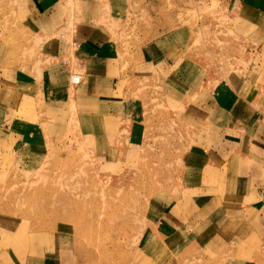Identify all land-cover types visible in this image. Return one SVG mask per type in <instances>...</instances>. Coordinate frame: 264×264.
Returning <instances> with one entry per match:
<instances>
[{"label":"rangeland","instance_id":"obj_1","mask_svg":"<svg viewBox=\"0 0 264 264\" xmlns=\"http://www.w3.org/2000/svg\"><path fill=\"white\" fill-rule=\"evenodd\" d=\"M52 1L50 19L37 0H0V83H39L49 52L73 58L96 28L114 66L98 92L78 91L76 71L70 96L17 107L0 144V264H264L259 212L240 201L219 220L195 181L256 148L264 43L245 0Z\"/></svg>","mask_w":264,"mask_h":264},{"label":"crops","instance_id":"obj_2","mask_svg":"<svg viewBox=\"0 0 264 264\" xmlns=\"http://www.w3.org/2000/svg\"><path fill=\"white\" fill-rule=\"evenodd\" d=\"M37 2L39 3V9L47 13L49 18L55 14L57 5L54 4L52 0H37ZM251 10L255 11V13H250L252 19H246L244 17L246 12ZM241 11V14H239L241 19L245 20L252 27L256 26L255 28L258 32L257 40L258 42L264 43V0H252V2L245 0ZM261 17L262 22L259 23ZM50 19L48 22L49 25L51 24ZM84 27H87V25L81 26V32ZM94 31L95 33L92 32L90 34L89 32H85V40L78 45V50L73 58L69 55V48L67 49L66 46H61L60 44L53 52H49L50 55L48 59H50V62L44 66L43 80H40L39 83L34 82L32 79L26 81L28 77L24 75L20 77L19 72L16 73L17 76L11 81V83L15 85L14 93L12 92V87L11 89L6 83H0V144H5L7 135L18 134L19 131L9 132L11 130L7 128H9L11 124L14 125L23 121L19 118L12 119V116L17 111V107L23 103L25 97L36 99L38 96L43 97L44 95L45 99H52L54 98L56 89L58 90L61 88L62 90H66L68 96H70L67 85L70 76L76 71L83 74V81L80 83L81 85L78 91L98 92L101 85L107 84L111 80L109 76L111 68L114 66V62L112 61V49H114V46L106 40L105 30L102 31L96 28ZM103 35L105 39H103ZM60 39V42H62L65 38L62 36ZM258 72L259 71H257V73ZM258 76H256L257 80H259ZM6 82L8 81L6 80ZM257 86L259 87L258 84ZM258 87L257 90L259 91ZM107 90L113 91L112 88H107ZM78 95L80 96L79 99H84L85 97L89 98V93ZM261 98H259L258 94V96L252 100L253 103H250L252 106L255 105V107L258 108L256 115L257 117L260 116L259 119L253 121L257 123V126H255V128L252 126V142L257 143H255L256 148L249 149L245 153L240 152L239 155L236 156H231L232 168H228V166L225 165L226 168L224 169L223 166L209 169L211 173L215 171V176L212 180L205 174L197 177L195 181L197 180L198 187L207 185L202 191L203 194L210 196V198H205L203 201L206 204L208 203V205H212L209 206L210 212H212L211 209L213 204H216L214 211H217L216 213L214 212L213 216L215 215L216 217L218 215L217 218L223 220L230 215L228 210L233 209V207H229L227 204L241 201L243 204L246 203L244 207L241 208L242 210L245 209L247 213L254 211L256 213L259 212L262 229H264V115L259 114V103L261 102ZM245 103L249 102L245 101ZM246 133L248 134V132ZM115 156L117 158L120 157L117 154H115ZM223 187H232L234 190L230 196L224 195L222 193ZM248 206L252 207L249 208ZM241 212L246 213L244 211Z\"/></svg>","mask_w":264,"mask_h":264},{"label":"built area","instance_id":"obj_3","mask_svg":"<svg viewBox=\"0 0 264 264\" xmlns=\"http://www.w3.org/2000/svg\"><path fill=\"white\" fill-rule=\"evenodd\" d=\"M76 84H78V82H76Z\"/></svg>","mask_w":264,"mask_h":264}]
</instances>
